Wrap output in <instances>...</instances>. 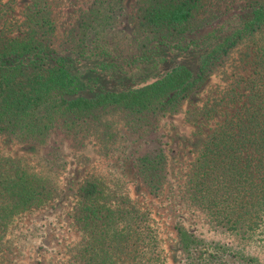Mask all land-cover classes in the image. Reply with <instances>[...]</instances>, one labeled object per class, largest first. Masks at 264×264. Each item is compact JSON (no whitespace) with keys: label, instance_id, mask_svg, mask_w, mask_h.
I'll return each mask as SVG.
<instances>
[{"label":"trees","instance_id":"obj_1","mask_svg":"<svg viewBox=\"0 0 264 264\" xmlns=\"http://www.w3.org/2000/svg\"><path fill=\"white\" fill-rule=\"evenodd\" d=\"M115 2L95 0L80 11L58 45L62 53L53 47L55 0H29L16 35L4 37L0 27V136L110 156L121 139L116 119L136 136L156 132L162 117L180 113L236 49L251 44L254 68L245 91H226L218 106L235 110L206 134L184 182L182 201L208 229L189 230L180 219L174 229L184 264H262L207 232L264 248V0L201 33L212 24L200 16L205 0H139L134 31L111 38ZM4 11L0 0V20ZM50 156L47 166L57 170L62 156L57 150ZM131 164L146 192L162 196L169 180L163 148L135 155ZM58 191L51 177L22 158L0 162V263L15 220ZM72 223L80 238L60 264H165L150 214L98 176L78 186Z\"/></svg>","mask_w":264,"mask_h":264},{"label":"rangeland","instance_id":"obj_2","mask_svg":"<svg viewBox=\"0 0 264 264\" xmlns=\"http://www.w3.org/2000/svg\"><path fill=\"white\" fill-rule=\"evenodd\" d=\"M28 1L2 0L5 8L0 20L2 36L11 37L19 32L22 11ZM94 1L55 0L58 28L53 47L58 53H62L59 43L73 27L79 12L89 8ZM253 1L261 0H205L206 11L200 16L210 19L212 24L199 33L241 12ZM138 4L139 0H116L110 12L112 23L108 28L109 37L134 31ZM252 48L247 43L236 49L218 74L190 94L180 113L162 117L156 132L136 136L116 119L121 139L110 156L98 155L93 148L73 154L65 145L57 147V144L51 143L44 147L0 136V162L7 158H22L24 164L51 177L59 188L50 203L15 220L7 234L9 248L3 253L0 264H60L67 248L80 238L72 223V210L77 200L78 186L90 175L100 177L110 190L125 196L131 205L150 214L157 227L165 264H184L174 229L176 220L180 219L189 230L200 227L206 232L208 229V225H204L181 199L186 174L206 134L227 113L235 110L236 105L231 106L233 104L220 103L218 106L226 91L231 86L240 92L245 91V79L254 68ZM237 76L243 79L236 87ZM212 106L215 107L213 111L209 110ZM158 148H163L168 156L169 180L163 195L154 198L140 184L131 162L135 155L151 153ZM54 150L59 151L62 162L57 170H50L47 159ZM207 234L242 248L264 264V248L233 235L213 234L211 230Z\"/></svg>","mask_w":264,"mask_h":264}]
</instances>
